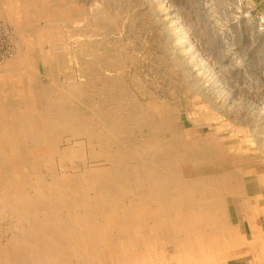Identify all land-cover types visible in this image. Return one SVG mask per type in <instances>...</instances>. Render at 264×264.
<instances>
[{"label": "rangeland", "instance_id": "rangeland-1", "mask_svg": "<svg viewBox=\"0 0 264 264\" xmlns=\"http://www.w3.org/2000/svg\"><path fill=\"white\" fill-rule=\"evenodd\" d=\"M63 1L73 6L68 16H61L57 10L54 13L56 8L52 11L53 3L56 6ZM48 11L50 15H45ZM95 13H103L107 20L87 30V21ZM84 45L89 47L87 51L80 49ZM91 52L93 56H88ZM103 54L109 55L106 62L113 71L106 74L119 80L137 101L150 105L154 117L177 118L171 127L174 136L170 133L166 136L167 145L152 141L142 150L143 156L176 165V171L183 173L184 178H190L197 167L201 174L203 171L212 173L209 175L212 179L222 177L230 171L235 158L245 161L240 167L243 174L253 179L254 185L258 183L256 177H264V0H0V169L18 175L23 169L30 172L32 167L8 123L14 124L24 118L34 122L38 98L53 104L62 102L71 91L69 89L81 81L77 72L79 64H91ZM49 66H54V73H49ZM90 85L98 97L101 85L95 82ZM160 103L167 107L162 113L153 108ZM5 114L7 124L3 119ZM53 128L58 153L52 158L54 177L63 178L67 182L65 186L70 183L73 186L74 182L85 183L88 175H106L109 164L98 156L97 148L85 149L84 137L71 136L62 126ZM11 137L17 142L13 144L15 153L9 144ZM188 148L193 151L191 157L187 155ZM71 149L77 150L73 161L61 162L60 153ZM25 151L30 155V151ZM44 174L41 169V177ZM241 178L239 183L243 181L244 184L250 179ZM218 181H213L211 186L219 194L217 198L223 200L227 231H235L233 204L242 196H224L223 185ZM228 181L230 188L236 185L234 179ZM91 187L85 186V202L95 207L97 215L104 217L99 224L107 238L104 249L121 246L116 257L127 261L133 247L127 235L132 229L129 230L130 225L126 223L118 228L119 215L112 211L103 215L100 208L103 202ZM117 188L118 198H130L127 199L130 202H125L127 208L146 209L147 205L139 204L128 187ZM172 194L175 196V192ZM61 195L57 194L56 198ZM72 199L79 207L81 202ZM171 199L175 204L177 198ZM29 207L35 212L40 209L35 202ZM144 214L148 215L146 211ZM178 215L163 212V217L175 225L181 221ZM208 218L206 214V226L200 231L194 227L189 231L193 237L201 238L205 264H212L220 249L207 248V242L212 240L214 244L217 238L222 244L223 227L217 218ZM147 220L148 216L138 218V233L143 235L145 224L151 225L150 219ZM6 227L11 226L0 223V261L6 246L4 238L11 237ZM175 227L166 228L163 234L149 228L153 242L148 245L144 241L142 250L155 251L162 256L163 264H167L165 261L175 254L177 244L184 245L179 242L182 236V240L174 236ZM189 231L182 227L181 233L186 235ZM116 232L121 235L118 237ZM71 247L76 253L69 262L77 264L81 254L78 246ZM189 248L186 244L182 250L189 252ZM100 259V256L87 258L90 264H99ZM170 264L175 263L170 260Z\"/></svg>", "mask_w": 264, "mask_h": 264}, {"label": "bare ground", "instance_id": "bare-ground-1", "mask_svg": "<svg viewBox=\"0 0 264 264\" xmlns=\"http://www.w3.org/2000/svg\"><path fill=\"white\" fill-rule=\"evenodd\" d=\"M72 7L63 1L60 4L56 3V6L53 3L52 11L56 8L54 13L57 10L61 16H68V13H72L70 10ZM74 12H76L75 9ZM45 15H50V11ZM104 20L107 19L103 13L96 14L88 19L86 29L89 30L90 27ZM47 25H50V22ZM88 48L84 45L80 49L87 51ZM88 56H93V53L91 52ZM108 56V54L107 56L103 54L100 55V59H96L91 64H79L77 72L80 74L81 81L74 88L69 89L71 91L62 102L53 104L38 98L39 101H36L38 113L34 117V122L32 119L24 118L10 124L8 120L6 121V114L3 116L6 124L8 123L14 130L19 146L23 149L28 164L32 167L30 172L23 169L18 172V175L7 172L8 169L5 171L0 169V175L2 171L4 172L0 176V223L11 226L6 227L11 237L6 240L4 238L6 246L2 251L0 264H50L54 262L71 264L69 260L73 259L72 255L76 253L71 249V245L78 246L77 249L81 254L77 259V264H90L87 258L96 259L99 256L102 261L99 264H163L162 256L155 254V251L147 253V250H142V243L145 241L149 245L153 242L149 228L152 231L154 228L156 232L160 231L163 234L166 228L173 229L175 226L177 231L174 232V236L176 235L178 240L183 239L179 242L187 244L191 250L189 252L182 250L184 245L177 244L175 254L169 259L175 264H205L206 255L201 253L204 248L201 238L193 237L189 230L194 227L200 231V228L207 223L206 214L209 217L208 220L213 217L217 218V222L220 221L225 230V207L223 200L217 198L219 194L212 188V182L219 180L218 182L223 185L224 193L222 194L224 196L241 193L239 183L241 177L250 178L243 174L240 167L245 161L243 162V159L236 161L235 158L231 166L232 170L229 169L230 171L227 170L222 177L213 179L209 176L212 173L203 171L201 174L198 167L194 168L192 165L194 169L190 178H184L183 173L176 171V165H168L160 161V158L143 156L142 150H145L147 144H151L152 141L164 142L167 145L166 136L169 133L171 137L174 136L171 127L177 118L164 116L163 119H157L152 115L150 105L137 101L119 80L113 78L112 75H107L106 73H113L111 66L106 62L109 61ZM48 71L54 73V66H49ZM94 82L102 87L98 97L92 92L90 85ZM164 106L165 104L160 103L153 108L162 113V110L167 108ZM56 125L64 127L71 136L84 137L85 149L97 148L98 156L109 164V169L105 171L106 175H88L86 179L83 178L85 183L74 182L73 186L71 183L65 186L67 182L63 178L54 177L52 175L54 159L52 158L58 154L56 134L53 128ZM2 136L7 138L4 133ZM11 138L8 139L9 144L12 146L11 151L15 153L13 144L17 142L15 138ZM188 149L187 155L191 157L193 151ZM25 150L30 151V155H26ZM76 151L71 149L60 153V161L72 162ZM13 157L15 159L16 155ZM5 166L8 168L7 165ZM41 169L45 171L44 177L40 175ZM152 171L155 174L149 175L148 172ZM229 178L236 181V185L232 188L229 187L231 185ZM86 185L93 186L92 191L103 202L100 207L104 212L103 215L111 211L118 214L117 222L120 224L118 228H121L124 223L130 225L128 229L132 231L127 236L133 247L131 246V258L125 259L127 261H123L124 259L120 256L116 257L120 254L121 246H116L112 250L104 249L107 238L103 227L99 225L104 217L97 215L95 207L85 202ZM118 186L128 187L134 192L132 194L137 196L139 204L147 205L146 209L133 211L130 207L127 208L125 202L130 198H118L120 195L117 192ZM52 187H54L53 190ZM57 194H62L59 199L56 198ZM72 195L81 202L79 207L75 206ZM171 197L177 198L175 204L172 203ZM192 197L196 199L192 200ZM34 202L39 206L38 209L40 208L37 212L29 207ZM144 211L148 215H145ZM168 211L179 214L181 219L179 225L163 217V212ZM146 216L148 220L150 219L152 227L146 223L142 235L136 231V221L141 217L145 219ZM181 226L189 231L186 235H182ZM116 234L118 237L121 235L120 232ZM213 241L214 244L212 240L211 243L207 242V248L212 246L213 249L218 248L220 244L216 239ZM169 259L165 261L167 264H170Z\"/></svg>", "mask_w": 264, "mask_h": 264}, {"label": "crops", "instance_id": "crops-1", "mask_svg": "<svg viewBox=\"0 0 264 264\" xmlns=\"http://www.w3.org/2000/svg\"><path fill=\"white\" fill-rule=\"evenodd\" d=\"M256 179L257 185L252 178L246 184L242 181L241 193H234L242 196L233 204L236 230L229 232L225 228L212 264H264V177Z\"/></svg>", "mask_w": 264, "mask_h": 264}]
</instances>
